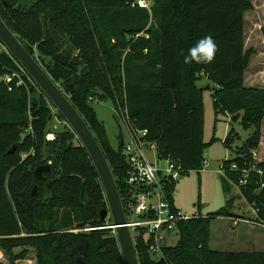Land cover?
<instances>
[{"label":"trees","instance_id":"obj_1","mask_svg":"<svg viewBox=\"0 0 264 264\" xmlns=\"http://www.w3.org/2000/svg\"><path fill=\"white\" fill-rule=\"evenodd\" d=\"M132 1L0 0V17L82 116L121 196L127 170L122 136L114 149L93 102L123 106L129 131L144 130L158 157L185 174L201 168L207 146L197 85L204 76L216 86L215 114H232L252 129L236 156L223 162L222 188L230 195L228 180L235 184L264 225V161L251 160L264 118V88L243 84L252 52L244 50L243 10L250 2L150 0L146 9L132 7ZM205 36L217 44L213 61L185 64L184 55ZM12 69L35 84L0 41V75ZM15 83L8 90L0 79V246L29 245L36 264H123L114 229L106 227L111 217L100 220L106 198L86 149L68 123L52 130L51 107L66 119L38 86L40 98L29 104L25 86ZM48 133L53 139H46ZM234 136L231 128L223 144L229 146ZM47 163L50 172L35 178V168ZM243 170L249 171L241 186ZM174 188L173 183L171 204ZM231 199L213 213L180 221L176 243L161 255L137 238L138 264H264V251L210 248V220L238 217Z\"/></svg>","mask_w":264,"mask_h":264},{"label":"rangeland","instance_id":"obj_2","mask_svg":"<svg viewBox=\"0 0 264 264\" xmlns=\"http://www.w3.org/2000/svg\"><path fill=\"white\" fill-rule=\"evenodd\" d=\"M251 8L243 10L244 50H252L243 74L245 86L264 88V0H248ZM7 74H16L15 84L25 86L29 104L40 98L36 84L25 79V74L20 70H10L0 75L3 79ZM197 85L202 87L203 106V141L207 144L203 153V162L200 169H194L181 174L173 193V204L186 216L207 215L223 207L228 197L231 199V211L236 219L214 217L210 220L209 246L221 251H264V225L256 221L255 209L249 205L241 195L239 188L230 180V195L222 188V164L236 156L235 150L241 146L242 141L251 133L252 129H244L232 114H215L213 94L216 86L201 76ZM210 85L209 88L207 86ZM93 107L97 117L105 126L106 135L110 145L117 149L122 136L129 140V133L124 123L123 116H117L112 103L94 101ZM51 125L52 130H58L67 124L61 119L54 108ZM239 112L238 115H241ZM238 137L229 146L223 144L230 129ZM51 135V136H50ZM53 133L46 134V139H53ZM145 157L157 165L165 167L167 161L158 158L155 148H144ZM253 162L264 161V118L260 129V140L257 149L252 152ZM220 171V172H219ZM106 198V197H105ZM107 203V201H106ZM110 214L108 213V217ZM243 217V218H241ZM177 241H174L175 244ZM0 264H36L34 248L29 245H13L8 248L0 246Z\"/></svg>","mask_w":264,"mask_h":264},{"label":"built area","instance_id":"obj_3","mask_svg":"<svg viewBox=\"0 0 264 264\" xmlns=\"http://www.w3.org/2000/svg\"><path fill=\"white\" fill-rule=\"evenodd\" d=\"M150 5V0H133L131 2L132 7L149 9ZM16 77L20 78L16 74H7L2 79L8 84V90H11V83ZM113 110L116 116L119 113L123 116L126 125V109L118 105L113 107ZM127 130L129 140H125L123 137L121 139V154L127 165L124 178L125 193L123 196L119 193L126 226L134 246L136 239L141 236L146 240L153 254L161 255L163 248L172 245L176 240L178 236L177 224L190 217L169 201V188L173 183H176L182 173L172 161L166 160L167 165L163 168L149 161L144 155V148L149 144L150 149H156L155 143L145 138L144 130L129 131L128 128ZM232 168H237V165L233 164ZM248 171L243 170V177L239 181L241 186L247 182ZM256 171L260 175L263 172L261 169H256ZM222 174H224V170Z\"/></svg>","mask_w":264,"mask_h":264},{"label":"water","instance_id":"obj_4","mask_svg":"<svg viewBox=\"0 0 264 264\" xmlns=\"http://www.w3.org/2000/svg\"><path fill=\"white\" fill-rule=\"evenodd\" d=\"M0 41L20 64L25 73L35 82L55 108L63 115L70 125L82 146L86 149L104 190L106 207L100 210V220L105 221L108 213L111 217V224L117 237L118 245L123 258V264H138L135 246L126 226L124 210L121 204L118 188L110 166L106 160L103 150L96 141L88 125L70 102L69 98L50 78L37 60L22 45L16 35L7 27L0 17ZM210 85L207 86L209 88ZM14 146L8 151L12 152ZM50 172V165H39L34 170L37 179H43L45 174ZM34 186L32 194L36 192Z\"/></svg>","mask_w":264,"mask_h":264},{"label":"clouds","instance_id":"obj_5","mask_svg":"<svg viewBox=\"0 0 264 264\" xmlns=\"http://www.w3.org/2000/svg\"><path fill=\"white\" fill-rule=\"evenodd\" d=\"M217 50V44L213 37L205 36L188 50V53L183 57V61L185 64L193 62L203 64L211 63L215 58Z\"/></svg>","mask_w":264,"mask_h":264},{"label":"crops","instance_id":"obj_6","mask_svg":"<svg viewBox=\"0 0 264 264\" xmlns=\"http://www.w3.org/2000/svg\"><path fill=\"white\" fill-rule=\"evenodd\" d=\"M95 101H97V100H95ZM114 107V106H113ZM241 218H243V217H241ZM236 219V218H235Z\"/></svg>","mask_w":264,"mask_h":264}]
</instances>
